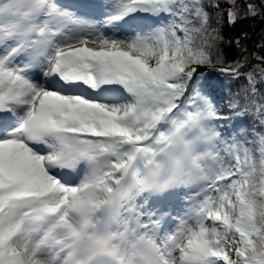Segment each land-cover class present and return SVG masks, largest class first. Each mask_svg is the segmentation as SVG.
I'll return each mask as SVG.
<instances>
[{
	"label": "snow or ice",
	"instance_id": "obj_1",
	"mask_svg": "<svg viewBox=\"0 0 264 264\" xmlns=\"http://www.w3.org/2000/svg\"><path fill=\"white\" fill-rule=\"evenodd\" d=\"M257 19L0 0V264H264V33L224 34Z\"/></svg>",
	"mask_w": 264,
	"mask_h": 264
},
{
	"label": "trees",
	"instance_id": "obj_2",
	"mask_svg": "<svg viewBox=\"0 0 264 264\" xmlns=\"http://www.w3.org/2000/svg\"><path fill=\"white\" fill-rule=\"evenodd\" d=\"M241 0H238L240 3ZM243 11V9L241 8ZM241 29L248 32L249 39L246 42V47L248 48L249 52L255 51L256 53H260V45L262 42V33H264V23H261L258 19L257 20H245L240 25H238L235 29H229V27H225V38L228 39L229 37H235ZM223 50L224 58L229 62L232 63L235 60L240 58L239 49L233 44L229 46L227 44L221 45ZM251 63H256V61H252ZM206 74V76L217 82H223L224 77L220 75L219 66L217 67H209V68H201Z\"/></svg>",
	"mask_w": 264,
	"mask_h": 264
},
{
	"label": "rangeland",
	"instance_id": "obj_3",
	"mask_svg": "<svg viewBox=\"0 0 264 264\" xmlns=\"http://www.w3.org/2000/svg\"><path fill=\"white\" fill-rule=\"evenodd\" d=\"M243 11L241 10V13H242ZM201 72L203 71V70H200Z\"/></svg>",
	"mask_w": 264,
	"mask_h": 264
}]
</instances>
